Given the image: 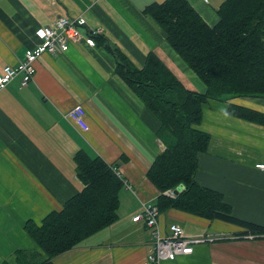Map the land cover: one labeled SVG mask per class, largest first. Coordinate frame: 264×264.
<instances>
[{
    "label": "crops",
    "instance_id": "0c3cea01",
    "mask_svg": "<svg viewBox=\"0 0 264 264\" xmlns=\"http://www.w3.org/2000/svg\"><path fill=\"white\" fill-rule=\"evenodd\" d=\"M163 1L0 0V66L17 64L39 42L35 30L59 15L78 18L81 34L101 31L93 44L83 40L64 52L43 53L27 86L18 76L0 89V264H17V250L41 252L24 226L40 224L83 187L73 161L79 151L101 157L122 179L117 219L51 264H140L150 251L148 227L132 217L144 203H156L160 191L146 173L169 141L157 136L159 120L124 81L117 62L138 70L153 55L187 89H207L170 46L162 26L143 12ZM187 1L213 26L224 0ZM230 103L264 114V96L204 102L195 128L210 140L197 155L194 177L221 192L235 217L264 229V171L254 166L264 161V123L230 115ZM76 104L84 107L88 130L64 116ZM170 223H178L185 237L203 240L192 253L161 264H264V231L174 208L159 212L162 233Z\"/></svg>",
    "mask_w": 264,
    "mask_h": 264
},
{
    "label": "trees",
    "instance_id": "16d2710c",
    "mask_svg": "<svg viewBox=\"0 0 264 264\" xmlns=\"http://www.w3.org/2000/svg\"><path fill=\"white\" fill-rule=\"evenodd\" d=\"M165 30L167 41L206 85V92L187 89L166 65L149 55L144 66L132 69L117 62V71L159 120L156 132L169 141L149 166L146 176L160 191L159 212L174 208L207 219H219L252 232L264 229L239 219L219 191L195 180L197 155L207 149L210 135L195 128L208 99L264 96V0H224L218 21L208 25L187 0H164L146 6ZM110 48V47H109ZM110 50L116 54L114 49ZM228 113L264 123V114L230 103ZM83 187L59 211L40 224L27 221L24 229L41 252L17 250V264H51V259L117 219L122 179L101 157L79 151L73 157ZM184 188L173 197L165 192ZM1 264H9L4 261Z\"/></svg>",
    "mask_w": 264,
    "mask_h": 264
},
{
    "label": "built area",
    "instance_id": "2783aa9c",
    "mask_svg": "<svg viewBox=\"0 0 264 264\" xmlns=\"http://www.w3.org/2000/svg\"><path fill=\"white\" fill-rule=\"evenodd\" d=\"M208 3V0H201ZM78 18H70L66 15L55 17L51 24L40 26L35 30L39 42L35 47L25 53L17 64H5L0 66V89L4 88L14 78L20 76V85L27 86L36 73L35 61L43 53L56 54L66 51L73 43L85 40L93 44L94 35L100 33L99 29L91 31L90 35L81 34ZM65 118L71 120L82 130H88L85 121V110L81 104L72 106L65 114ZM255 168L264 171V161L256 162ZM184 187L178 185L174 189L178 191ZM174 189H168L165 193L171 197L175 195ZM159 209L154 202L144 203L141 212L132 217V221L141 222L148 227L152 237L153 245L150 251L142 259L140 264H161L164 260H175L180 256L193 252V244L201 242L202 238H187L178 223L168 225V233L161 232L158 226Z\"/></svg>",
    "mask_w": 264,
    "mask_h": 264
},
{
    "label": "water",
    "instance_id": "95a60500",
    "mask_svg": "<svg viewBox=\"0 0 264 264\" xmlns=\"http://www.w3.org/2000/svg\"><path fill=\"white\" fill-rule=\"evenodd\" d=\"M178 192V189H174V193H177Z\"/></svg>",
    "mask_w": 264,
    "mask_h": 264
}]
</instances>
